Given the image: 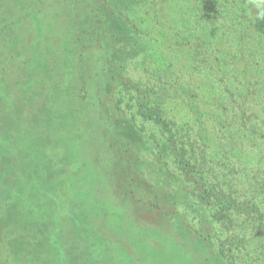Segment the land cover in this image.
I'll return each mask as SVG.
<instances>
[{"label":"rangeland","instance_id":"374dc122","mask_svg":"<svg viewBox=\"0 0 264 264\" xmlns=\"http://www.w3.org/2000/svg\"><path fill=\"white\" fill-rule=\"evenodd\" d=\"M19 1L21 4L28 0ZM62 1L41 2L40 9L46 17H38V23L45 25L46 37L60 30L59 19L62 26L64 21H69L71 12L63 7ZM16 2L0 0V8L15 9L19 7ZM63 2L68 4L67 0ZM130 20L134 25V20ZM146 21L148 26L139 37L148 46L146 58H131L132 63L130 61L122 73L124 82L112 90V96L103 104L108 125L123 120L132 129L133 140L135 132L137 138L148 142L146 149L136 154L143 161L136 171L139 175L150 172L152 183L146 176L144 182L136 177V191L147 190L150 186L171 193L176 200V212L188 218L197 235V217L175 194L181 183L180 175L172 164L163 166L162 175L157 173L154 153L149 151L154 135L160 141L168 139L167 132L159 131L149 112L158 107L178 147L195 164L205 184L217 186L235 201V208L229 210L224 219L213 222L210 228L215 250L223 249L227 264H264V0H152L147 7ZM33 22L30 21L31 28H36ZM56 39L58 42L59 36ZM35 43L36 49L48 44L47 41ZM50 43L57 46L53 40ZM92 107L95 111L91 109L81 114L76 112L74 104L53 107L48 114L52 122L66 117L76 121L70 132L59 139L53 129H47L42 123L41 116L22 115L16 136L23 153L21 164L14 172L20 177L23 175L27 183L32 178L39 182L36 195L28 196L32 201L37 198L38 203L30 205L34 210L25 209L24 213L39 212L42 218L60 219L61 222L69 208L65 204L66 189L76 196L77 201L71 200L73 215L83 220L92 219L95 214L88 212L89 207L91 211L102 210L103 217L109 216L108 223L115 220L119 230L122 229L121 242L125 240L127 246L133 245L134 251L118 241L113 245V252L104 251L103 254L112 258L111 264H192L189 258L195 257V249L186 243L180 246L172 242L174 234L171 232L165 233L151 225L145 227L148 223L138 218L139 210L131 207L129 211L124 204L131 196L128 193L126 198L121 197L125 184L117 185L121 175L118 169L123 168L121 161L132 162L128 160L130 152L134 161V148L127 146L134 143L131 136L121 139L126 145L122 157L116 146L111 148L106 142L103 147L95 141L93 149H86L84 137L77 136L75 130L87 128L82 127L81 122L97 120L103 123V113L98 112L97 116V105L92 104ZM101 135L106 138L103 133ZM39 144L40 147L35 146ZM66 157H70V166H81L75 182L66 174H57L58 168L52 164L56 161L60 167ZM20 184L25 186L26 183ZM98 187L101 193L109 188L119 201L106 205L102 197L95 195ZM6 195L9 199L13 196ZM134 196L135 202H144L142 207L148 208L151 204L142 192ZM46 197L54 201L48 204L41 201ZM120 200L125 201L121 203ZM191 201L194 207L199 205L196 200ZM210 211L206 207V213L210 215ZM7 215V212L2 213L4 218L13 219V214ZM123 215L128 217L127 221L123 222ZM144 217L146 220L150 215ZM92 225L91 221L87 225L90 231ZM105 230L110 235L108 229ZM5 233L10 238L11 230L6 228ZM60 234L58 243L50 249L52 254L55 248L58 256H51L48 264H60L67 255L74 259L79 249L70 244L69 234ZM175 234L180 237L179 233ZM97 246L101 247V243ZM124 249L134 252L140 260L134 262L129 254H124ZM4 256L5 249H0V264H5ZM107 261L102 264H110Z\"/></svg>","mask_w":264,"mask_h":264},{"label":"trees","instance_id":"16d2710c","mask_svg":"<svg viewBox=\"0 0 264 264\" xmlns=\"http://www.w3.org/2000/svg\"><path fill=\"white\" fill-rule=\"evenodd\" d=\"M63 1V7H68L71 12L69 21H64L62 26L60 23L63 22L59 19L58 24L62 28L60 27V30L53 32L49 37L45 35V25L38 23V17H46V13L40 9L44 0H28L21 4V1L17 0L19 7L15 9L0 8V249H5V264H41L42 261H44L42 264H48L51 256L54 258L58 256L55 248L52 254L50 249L58 243L62 232L69 234V237H72L70 244L74 247L78 246L79 249H77L78 253L75 252L74 259L69 255L64 256L60 264H102L107 260L111 264L112 258L109 259L107 253L103 254V252L107 250L113 252L115 249L113 245L118 241L121 242L120 238H124L122 229L119 230L116 221L111 220L108 223L106 220L109 216L104 218L102 210L91 211L93 209L89 207L88 212L95 214L92 219L83 220L73 215L71 200L75 201L76 196L74 197L66 189H64L65 204L69 208H66L61 222L60 219H48L49 217L44 216L42 218L41 214L38 215L39 212L24 213L27 211L25 209L31 208V204L38 203L37 198L32 201L28 196L36 195L39 182L32 178L30 183H27L23 175L20 177L14 172L21 162L20 157L23 153L20 151L22 146L17 137L22 115L41 116L42 123L47 129H53L59 135L57 138L59 139L60 136L70 132L76 121H70L66 117L64 120L52 122L48 114L53 107L74 104L76 112L81 114L90 112L94 109L92 104H95L98 108L97 116L98 112L101 115L103 113L101 117L104 118L103 123L97 120L88 123L86 121L85 124L81 122L82 127L87 128L75 130L79 134L77 136L84 137L87 143L86 149H93L96 142L104 147L106 142L111 148L116 146L115 149L122 157L126 145L121 139L124 136L129 138L131 136L132 139L133 131L124 124L123 120L108 125L103 104H106L108 97L112 96V90L124 82L125 77L122 73L129 62L132 63L131 58L134 56L138 59L141 56L145 59L147 56L145 53H148V46L139 37L148 26L146 13L152 0H67L68 4ZM59 13L58 11L57 15ZM44 17L42 20H45ZM130 19L134 20V25ZM30 21H34L36 28H31ZM57 36H59L58 42ZM50 40H53L57 46L50 43ZM35 41L34 45L46 41L48 44L36 49L33 47ZM56 62L64 64L58 65ZM56 110L55 108L57 113ZM149 112L159 131L168 134L167 141H160L154 135L153 143L149 144V151L155 156L156 172L162 175L163 166L169 164L176 168L181 183L175 194L179 196L178 200H183L185 206L191 209V214L197 217V235L192 231L188 218L176 212L174 206L176 200L171 193L150 186L147 190L136 191L135 178L144 182L146 176L151 181V174L149 172L148 175H144L142 172L139 175L136 171L143 162L136 154L139 155L141 149L145 150L148 142L137 138L135 132L134 140L132 139L134 143L127 145L134 148V161L131 159L133 157L131 152L128 160L132 162L119 160L123 168L118 169L121 175L117 179V185L125 184L121 197L126 198V194L131 196L130 204L124 203L125 200H120L121 203L126 204L129 211L131 207L136 211L139 210L138 218L148 223L145 227L151 225L159 227L165 233L171 232L174 234L172 242L180 246L186 243L195 249V257L189 258L192 264L194 260L197 264H227L223 249L219 247L217 251L215 250L209 232L214 225L213 222L217 223L224 219L227 212L235 208V201L224 195L217 186L205 184L195 164L191 163L178 147L171 127L161 118L159 108L154 107ZM102 133L106 138H102ZM55 143L59 145L58 142ZM35 146L40 147V144ZM61 162L60 167L56 161L52 163L58 168L57 174H66L72 182H75L74 178L78 175L81 166H70V157H66ZM20 183L26 184L23 186ZM95 191V195L102 197L101 200L106 205L119 201V197L111 194L109 188L104 190V193H101L100 188ZM136 192L148 196L147 201H151L148 208L142 207L144 202L134 201ZM6 194L13 196L9 199ZM191 199L196 200L199 205L194 207ZM41 201L48 204L54 199L46 197ZM206 207L211 209L210 215L206 213ZM3 212H7V216L13 214V219L4 218ZM21 213L24 216H21ZM147 214L151 218L145 220L144 216ZM262 215L261 213L259 216ZM127 219L126 216L122 217L123 222ZM90 221L93 224L91 231L87 228ZM6 228L11 230L10 238L5 233ZM175 233H179L180 237ZM124 241L121 242L122 245L131 246L133 250V245L127 246ZM97 243H101V247H98ZM123 251L124 254H129L134 262L140 260L129 249ZM44 254L46 255L43 257Z\"/></svg>","mask_w":264,"mask_h":264}]
</instances>
